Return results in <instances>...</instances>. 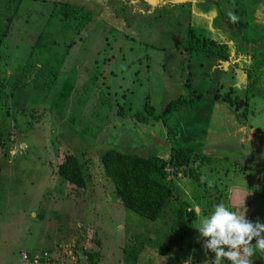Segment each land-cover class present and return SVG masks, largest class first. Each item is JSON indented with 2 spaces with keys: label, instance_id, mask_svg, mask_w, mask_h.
<instances>
[{
  "label": "rangeland",
  "instance_id": "rangeland-1",
  "mask_svg": "<svg viewBox=\"0 0 264 264\" xmlns=\"http://www.w3.org/2000/svg\"><path fill=\"white\" fill-rule=\"evenodd\" d=\"M116 1L108 6L124 23L101 13L66 16L51 0H0V264H33L29 255L44 251L38 264H90L92 252L96 264H122L123 248L134 244L141 246L136 264H212L196 228L200 210L206 216L218 203L238 209L244 202L246 218L264 223V0L227 1H238L247 17L218 19L216 42L228 43L231 57L225 72L208 66L212 54L185 48L191 20L196 29L202 24L182 5ZM11 85L19 88L13 95ZM180 95L190 109L180 118L163 114ZM209 95L238 103H218L206 122ZM252 129L259 132L239 131ZM177 146L199 158L174 175ZM108 149L159 156L160 182L196 213L182 239L165 236L169 218L150 222L121 204L99 160ZM66 154L77 158L84 188L57 174ZM199 164L213 187L189 176ZM252 264H264V253Z\"/></svg>",
  "mask_w": 264,
  "mask_h": 264
},
{
  "label": "trees",
  "instance_id": "trees-1",
  "mask_svg": "<svg viewBox=\"0 0 264 264\" xmlns=\"http://www.w3.org/2000/svg\"><path fill=\"white\" fill-rule=\"evenodd\" d=\"M61 7L62 10L65 11L66 16L74 14V17L78 15H82L87 19H91L92 17L90 12L82 8H71L63 5H61ZM186 46L185 48L187 50L199 49L226 57V51L223 52V49H226L225 44L202 37L197 38L191 29ZM2 87L0 82V88ZM14 88L17 90L19 89L15 85L8 87L12 95ZM220 100L228 102L231 105L238 103L237 99L229 96H224ZM188 102L189 97L180 95L166 104L163 109V114L183 107L188 104ZM2 148H4V143L1 141L0 136V149ZM171 151L173 154L169 160V166L173 168L174 175L178 174L180 169H187L192 158L198 157L197 154L193 153V149L187 146L172 147ZM99 160L105 175L113 184L121 204L126 209L150 222L160 220L163 223H167L166 219L169 218V229L164 233L165 236L174 237V235H176L178 239H182L185 226L193 223L196 218V213L187 202L178 201L174 197L169 185L160 182V178L164 174V163L161 162L157 154L144 157L133 153H124L117 149H108L99 154ZM199 160L200 162L204 160H206L207 163L210 162L209 158L205 156H201ZM56 172L69 184L77 188L85 187L80 164L74 155L66 154L64 160L57 166ZM188 174L194 181L200 182V177L203 174L200 164L192 171H189ZM140 249V244L124 247L122 264H136ZM98 255L97 252L88 253L87 259L89 263L96 264ZM210 259H214L213 253Z\"/></svg>",
  "mask_w": 264,
  "mask_h": 264
},
{
  "label": "crops",
  "instance_id": "crops-1",
  "mask_svg": "<svg viewBox=\"0 0 264 264\" xmlns=\"http://www.w3.org/2000/svg\"><path fill=\"white\" fill-rule=\"evenodd\" d=\"M51 1H53L54 3L61 4V5L66 6V7L82 8V9L90 12L91 14H93V13L94 14H96V13L100 14L101 13V15L104 14L105 17H109L111 19V21H113V22H115L114 19H112L113 16H115V18L117 20H119L118 18L120 17L119 22L124 23V19L122 18V16L119 14H118L119 16H116L115 15L116 12H115L114 8L112 9L108 6V0H51ZM227 1L228 0H213V2L210 3V2H206L205 0H157V2H158L157 4L159 5V7L165 6L166 4L182 5L181 7H185V9L190 12V13L189 12L188 13L190 14V16L192 18H195V20L198 21L199 24L200 23L202 24V28L196 29L194 26V23H193L194 21L191 20L190 27L193 29L192 31H197L196 33H198L201 37L204 36V38L211 39V40L216 42L218 37L223 38V33L221 32L220 26L217 23L218 19L220 21H221V18H226V20L229 19V16H228L229 12H234L239 17V20H241L242 16H243L244 17L243 22H245V19H246L245 17H247L243 10H239L238 5L240 3L238 1H234L237 5H234L233 3H230V1L229 2H227ZM116 2H119V1L117 0ZM232 43H234V42H232ZM223 44H225L228 48V43H223ZM204 52H206V51H204ZM206 53L212 54L214 56L213 62L211 63V60H212L211 59L210 62H208V66H210L214 70L215 69H221L223 72H225L227 70V64H228L227 59L230 57V54H229V52H227V49L225 52L226 57L219 56V55L209 53V52H206ZM185 58H186L185 56H184V58H182L183 61L185 60ZM182 59H179L178 61H176L177 63L179 62L178 65H182V63H180L182 61ZM238 67L239 68H237V69L242 74V76L244 77V80L246 82L247 76L243 72L244 71L247 72V70H245L241 66H238ZM179 68H183V67L180 66ZM179 68L177 69L178 71H179ZM237 75L240 76L239 73ZM238 78H240V77H238ZM239 81L240 80L234 81V82L238 87H241ZM228 85L230 86V85H232V83L229 81ZM218 103L221 104V103H224V101L217 99V96L215 97L213 95H209V98H207L204 101V105L202 106V109H201L202 112L201 113L204 116L206 122H208V120L213 115V112L216 108V105H218ZM191 106H192V104H186L184 107H180V108L174 110L173 114L176 117L180 118L181 111L190 109ZM188 112H186V113H188ZM163 125H165V124H163ZM243 127H245V126L242 125L240 128H243ZM239 131H241L243 134L244 133L248 134V136H254V134L259 132L258 130H253V129L249 130V132H247V130H239ZM237 133L240 134L239 132H237ZM192 134H193L192 131L191 132L189 131V134H187V138ZM262 137L264 140V134H262ZM237 138L239 139L238 140L239 143L244 142V138H242V139H240V137H237ZM254 145L259 146L260 143L258 141H256L254 143ZM252 180L254 181V179H252ZM235 189L236 188L230 189L229 194H234Z\"/></svg>",
  "mask_w": 264,
  "mask_h": 264
},
{
  "label": "clouds",
  "instance_id": "clouds-1",
  "mask_svg": "<svg viewBox=\"0 0 264 264\" xmlns=\"http://www.w3.org/2000/svg\"><path fill=\"white\" fill-rule=\"evenodd\" d=\"M228 16L232 23L239 21L234 12H229ZM200 180L206 182L209 188L213 187L214 182L206 176L202 175ZM245 211L244 202L238 209L218 203L206 216L200 210L199 226L196 228L205 238L202 247L214 253L212 264H225V260L229 264H252V257L257 252L264 253V223L248 220Z\"/></svg>",
  "mask_w": 264,
  "mask_h": 264
},
{
  "label": "built area",
  "instance_id": "built-area-1",
  "mask_svg": "<svg viewBox=\"0 0 264 264\" xmlns=\"http://www.w3.org/2000/svg\"><path fill=\"white\" fill-rule=\"evenodd\" d=\"M47 256H48V254L46 252H43L42 256H37V255L31 256V255H29V259L33 261V264H38V261L40 259L45 258ZM24 258L28 259V255L26 254L24 256Z\"/></svg>",
  "mask_w": 264,
  "mask_h": 264
}]
</instances>
